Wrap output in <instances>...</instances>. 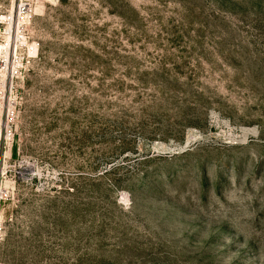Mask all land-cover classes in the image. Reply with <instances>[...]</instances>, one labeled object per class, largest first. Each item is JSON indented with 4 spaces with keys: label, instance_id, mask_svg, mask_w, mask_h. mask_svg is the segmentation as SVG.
<instances>
[{
    "label": "rangeland",
    "instance_id": "374dc122",
    "mask_svg": "<svg viewBox=\"0 0 264 264\" xmlns=\"http://www.w3.org/2000/svg\"><path fill=\"white\" fill-rule=\"evenodd\" d=\"M0 264H264V0H0Z\"/></svg>",
    "mask_w": 264,
    "mask_h": 264
}]
</instances>
